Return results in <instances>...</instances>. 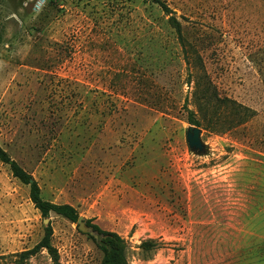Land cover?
<instances>
[{"label":"rangeland","instance_id":"1","mask_svg":"<svg viewBox=\"0 0 264 264\" xmlns=\"http://www.w3.org/2000/svg\"><path fill=\"white\" fill-rule=\"evenodd\" d=\"M161 1L0 0V145L126 264H264V0ZM94 237L0 161V264H100Z\"/></svg>","mask_w":264,"mask_h":264},{"label":"trees","instance_id":"2","mask_svg":"<svg viewBox=\"0 0 264 264\" xmlns=\"http://www.w3.org/2000/svg\"><path fill=\"white\" fill-rule=\"evenodd\" d=\"M153 1L157 3L163 11H169L167 5L161 0ZM167 22L170 27H172L175 36L177 37L181 46L183 45V47H185V45H187V48L190 49L192 44L190 45V43L185 39V37L187 36L184 34L180 21L174 15H170L167 19ZM199 76L200 77L198 78V80L202 81L204 91L210 90L211 81L207 79L206 73L202 72L201 74H199ZM198 85H200V82L197 81L196 87H198ZM244 110L246 109L244 108ZM187 120L189 123H193L195 125L199 124V121L194 117V113L191 110L187 111ZM0 161L8 165L12 176L16 177L21 183L28 185L29 199L43 218L48 217L49 213L53 212L55 214L61 215L71 222H77V218L79 216L77 209L69 203H56L43 199L40 195V187L37 181L15 159H13L1 145ZM89 222L90 221L88 219L86 223L92 226L93 230H95L97 233V238H93L95 244L102 251V259L100 264H126L125 244L123 238L114 231L104 230L97 224ZM51 234L52 228L48 223L44 229V234L40 242L36 245L35 248L45 247L48 250H51Z\"/></svg>","mask_w":264,"mask_h":264},{"label":"water","instance_id":"3","mask_svg":"<svg viewBox=\"0 0 264 264\" xmlns=\"http://www.w3.org/2000/svg\"><path fill=\"white\" fill-rule=\"evenodd\" d=\"M186 142L188 147L196 152V153H203L205 151V144L202 142L200 138V128L195 125H189L186 129ZM77 226L81 231H86L90 229V231L95 233V238H97V233L93 230L92 226H88L85 221H83L81 216L77 218Z\"/></svg>","mask_w":264,"mask_h":264}]
</instances>
